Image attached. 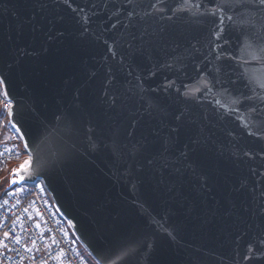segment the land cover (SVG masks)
<instances>
[{"label": "water", "instance_id": "obj_1", "mask_svg": "<svg viewBox=\"0 0 264 264\" xmlns=\"http://www.w3.org/2000/svg\"><path fill=\"white\" fill-rule=\"evenodd\" d=\"M0 84L97 264H264L259 0H0Z\"/></svg>", "mask_w": 264, "mask_h": 264}, {"label": "built area", "instance_id": "obj_2", "mask_svg": "<svg viewBox=\"0 0 264 264\" xmlns=\"http://www.w3.org/2000/svg\"><path fill=\"white\" fill-rule=\"evenodd\" d=\"M0 94V264H88L70 223L42 181L4 189L11 173L26 161L30 167L32 158L18 136L5 135L12 104L1 84Z\"/></svg>", "mask_w": 264, "mask_h": 264}, {"label": "rangeland", "instance_id": "obj_3", "mask_svg": "<svg viewBox=\"0 0 264 264\" xmlns=\"http://www.w3.org/2000/svg\"><path fill=\"white\" fill-rule=\"evenodd\" d=\"M1 112H2V96L0 94V115H1ZM5 127H7L8 129L7 131H5V135L7 137H14V135L17 136V134L15 133V131L12 129L10 125V121L5 123ZM80 249H81V252L84 253V256L87 259L88 264H97V262L86 251H84L82 246H80Z\"/></svg>", "mask_w": 264, "mask_h": 264}, {"label": "snow or ice", "instance_id": "obj_4", "mask_svg": "<svg viewBox=\"0 0 264 264\" xmlns=\"http://www.w3.org/2000/svg\"><path fill=\"white\" fill-rule=\"evenodd\" d=\"M259 3H260L261 5H264V0H259ZM229 19H231V17H229ZM169 86H171V85H169ZM245 155H249V153H248V152H245ZM27 163H28V162L26 161L25 164H23V165L20 166V168H21V169L26 168V167H27ZM13 183H15V181H13ZM4 235L7 236L8 233H5ZM262 254H264V253H262Z\"/></svg>", "mask_w": 264, "mask_h": 264}, {"label": "trees", "instance_id": "obj_5", "mask_svg": "<svg viewBox=\"0 0 264 264\" xmlns=\"http://www.w3.org/2000/svg\"><path fill=\"white\" fill-rule=\"evenodd\" d=\"M7 186H8V185H6V186L4 187V189H6V188H7Z\"/></svg>", "mask_w": 264, "mask_h": 264}]
</instances>
